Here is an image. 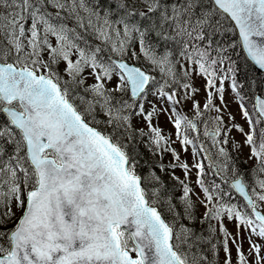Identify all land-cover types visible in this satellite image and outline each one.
<instances>
[{"label":"snow or ice","instance_id":"1","mask_svg":"<svg viewBox=\"0 0 264 264\" xmlns=\"http://www.w3.org/2000/svg\"><path fill=\"white\" fill-rule=\"evenodd\" d=\"M237 47L264 70V0H0V264H217L220 248L233 264L230 241L235 264H264V96L247 106ZM225 81L248 132L225 123ZM161 114L175 140L153 123ZM232 128L256 160L250 181ZM176 142L192 146L191 167ZM141 145L172 155L159 167L174 179L196 170L200 193L179 181L182 211L154 171L139 174Z\"/></svg>","mask_w":264,"mask_h":264},{"label":"rangeland","instance_id":"2","mask_svg":"<svg viewBox=\"0 0 264 264\" xmlns=\"http://www.w3.org/2000/svg\"><path fill=\"white\" fill-rule=\"evenodd\" d=\"M140 61L142 62V65L147 67V64L144 62L143 58H141ZM157 76H158V74H157ZM158 78H159V76H158ZM217 83H219V82H217ZM204 85H205V79L204 78L193 77V86L195 88L199 89V92L195 94L194 98L200 102L201 106L205 102L206 93H205ZM224 87L226 89L224 97H225V102L227 104V107L225 109V123H226V125L231 127L232 123H238L244 128L245 132H248L249 126H248L246 120L241 115V112L239 109V104H238L237 100L235 99V93H233L231 91V89L229 87V83H225ZM149 99H152V97H149ZM216 103L217 104L220 103L219 99L216 100ZM190 108H191V101L185 102V104L183 106V111L185 112V114L191 115V113L189 112ZM228 113H231V115L235 117V121H231L228 119ZM211 115H215V113H211ZM134 123H137L138 125L142 126V121H134ZM153 123L158 124L162 128L164 135L171 137L172 140L176 139L175 135H174L175 128H174L173 124L169 122V119L166 115L161 114L158 117V119L154 118ZM201 128H202V126H201ZM229 135H230L231 144L234 141L240 145V148L238 151H240L242 158H244V160L247 161V163L249 165H251V166L255 165L256 160L254 158L249 159L250 147L244 143L245 136L243 134H241L235 128L231 129V132ZM171 146L176 149L177 153H179L181 162L188 163L190 167L192 164H194L195 160H194L193 153H192V146H187V151L182 150V146L179 144V142L173 143ZM227 147H229V145H227ZM157 156H158V159L161 160V163L165 164L166 166L175 162L174 158L169 153H164L162 157L158 154H157ZM165 171L169 175H173V170L170 167L166 168ZM195 173H196V170L193 168L191 173L186 177L185 173L182 169L176 168L174 170L175 176L181 178L182 180H185L188 183H189V181L191 182L192 180H196V174ZM192 188H194L197 193H200V189L198 188V186H195ZM182 190H183V188H182ZM193 198L195 199L196 204L198 205V206L196 205L198 211L203 214V212H204L203 205H201L199 203V199L197 198V196H193ZM213 223H215V222H213ZM224 224L227 227L228 231L233 236H235L237 234V228H236V221L235 220H233L231 222L225 220ZM217 229H218V226H217ZM218 232H219V230H218ZM240 234H241V236L244 235L243 229H241ZM229 247L232 250L233 264H235L236 251H235V247L232 245L231 241L229 242ZM243 248H244L245 254L247 255L248 254V241L247 240H244ZM262 254H264V253H262ZM133 255H135V254H133ZM220 255L224 260L223 250H222V253L220 252Z\"/></svg>","mask_w":264,"mask_h":264},{"label":"trees","instance_id":"3","mask_svg":"<svg viewBox=\"0 0 264 264\" xmlns=\"http://www.w3.org/2000/svg\"><path fill=\"white\" fill-rule=\"evenodd\" d=\"M233 40H238V34L237 31L233 32L231 34ZM233 59L238 61V68L239 72L237 75V81L239 83H242L244 85L242 91L247 95L248 97L251 96V93L253 92H263L264 93V73H259L254 66L251 64V62L247 59L245 56L243 50L241 47H237L235 50V54L233 55ZM138 64L142 65L140 61H137ZM143 66V65H142ZM145 67V66H144ZM255 80L256 84L253 85L251 88H249V82ZM252 97V96H251ZM229 150L231 151V154L235 160L236 165L240 169L241 173L245 175V178L249 181L251 180L250 176V170L255 166H251L248 163H245L244 158H242L240 151H233L232 150V144L229 142ZM140 151L142 153V156L140 158V167L138 169L139 174L142 176H146L150 171H154L161 180V183L155 184L156 187L160 188V195L163 200H167L168 197L172 198V202L176 204L177 209L182 211V205L179 202V197L182 194V186L180 184V180L174 179L171 175H169L166 171H162L158 164V156L153 155L150 153L143 145H141ZM209 181L212 179H215L217 183H221L220 177H213L211 173L206 177ZM221 186L227 191V186L224 184H221ZM231 196V202H235L238 204H242L240 197L235 194V192L232 190L230 192ZM194 200V198H192ZM227 199V197H226ZM195 201V200H194ZM196 202V201H195ZM197 205V204H196ZM198 206V205H197ZM195 215L197 217L202 216V213L198 211L197 207L195 208ZM166 219H170L169 216H165ZM185 223H189L188 221H185ZM201 227H207V225H200L199 220L196 222V228L199 230ZM207 234V233H205ZM217 236L219 238L220 234L217 230ZM222 239V238H221ZM222 248H220L218 256L216 257L217 264H223V258L220 255V252L222 253Z\"/></svg>","mask_w":264,"mask_h":264},{"label":"water","instance_id":"4","mask_svg":"<svg viewBox=\"0 0 264 264\" xmlns=\"http://www.w3.org/2000/svg\"><path fill=\"white\" fill-rule=\"evenodd\" d=\"M237 30H238V29H237ZM245 53H246V52H245ZM246 54H247V53H246ZM253 64H254V63H253ZM255 67H256L258 70H260V71H264V70L259 69L258 66H256V65H255Z\"/></svg>","mask_w":264,"mask_h":264}]
</instances>
